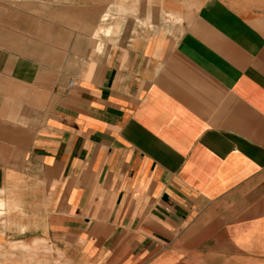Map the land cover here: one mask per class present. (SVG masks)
<instances>
[{"label": "crops", "instance_id": "obj_1", "mask_svg": "<svg viewBox=\"0 0 264 264\" xmlns=\"http://www.w3.org/2000/svg\"><path fill=\"white\" fill-rule=\"evenodd\" d=\"M0 199L59 264H264V0H0Z\"/></svg>", "mask_w": 264, "mask_h": 264}, {"label": "rangeland", "instance_id": "obj_2", "mask_svg": "<svg viewBox=\"0 0 264 264\" xmlns=\"http://www.w3.org/2000/svg\"><path fill=\"white\" fill-rule=\"evenodd\" d=\"M125 16H129V15L126 13ZM168 20L173 21L172 16L167 17L166 21ZM2 215L5 214H1L0 216ZM0 264H59V263L54 260L52 255V249L49 243H47V241L42 238H38L30 242L11 241L3 244V246L0 247Z\"/></svg>", "mask_w": 264, "mask_h": 264}, {"label": "bare ground", "instance_id": "obj_3", "mask_svg": "<svg viewBox=\"0 0 264 264\" xmlns=\"http://www.w3.org/2000/svg\"><path fill=\"white\" fill-rule=\"evenodd\" d=\"M110 13V12H109ZM112 14V13H111ZM110 14V15H111ZM111 16H113V15H111ZM106 17L108 18V14L106 15ZM105 18V17H104ZM106 20V19H105ZM111 28L110 27H106V28H103V29H101L100 28V30L99 31H97L98 32V34L96 33V36H98L101 32L103 33V35H108V34H110L111 33ZM0 208H1V211H0V215L1 214H5V203H4V201L3 200H0ZM10 223V222H9ZM38 239V238H37ZM34 243V242H33ZM36 243V242H35ZM20 245V244H19ZM16 246V245H15Z\"/></svg>", "mask_w": 264, "mask_h": 264}, {"label": "built area", "instance_id": "obj_4", "mask_svg": "<svg viewBox=\"0 0 264 264\" xmlns=\"http://www.w3.org/2000/svg\"><path fill=\"white\" fill-rule=\"evenodd\" d=\"M69 85H71V83Z\"/></svg>", "mask_w": 264, "mask_h": 264}]
</instances>
